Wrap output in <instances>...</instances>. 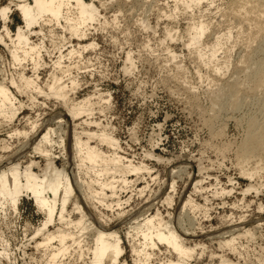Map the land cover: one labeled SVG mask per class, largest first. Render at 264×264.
Listing matches in <instances>:
<instances>
[{
	"label": "rangeland",
	"instance_id": "obj_1",
	"mask_svg": "<svg viewBox=\"0 0 264 264\" xmlns=\"http://www.w3.org/2000/svg\"><path fill=\"white\" fill-rule=\"evenodd\" d=\"M85 1H93L99 11L97 20L90 24L87 40L71 38L56 25L34 28L35 32L42 30V35L32 34L31 40L44 41L46 48L39 70L33 72L30 64L25 73L35 81L40 80L37 84L48 92L46 83L53 69L59 71L55 62L63 55L62 65L71 67L69 78L64 77L70 85V97L75 103L90 99L89 111L72 124L65 113L71 103L65 105L63 101L30 91L21 82L24 89L12 90L25 109L14 127L22 129L26 117L39 119V124L45 122V127L63 116L69 122L61 127L63 131L68 128L65 129L69 135L68 160L73 159L74 130L82 141L88 140L84 132L98 135L89 140L91 147L107 155L116 150L134 166L148 168L140 174L126 175L128 184H123L117 175L116 197H110L112 193L106 189L103 203L89 199V208L82 202L97 218L107 219L110 229L119 232L124 248L122 261L127 264L135 263L127 229L120 220L126 215L124 221L133 215L135 218L151 205L152 216L158 213L164 222L177 227L178 232H188L187 246L204 245L206 252L199 258L202 251L198 248L193 264L217 262L210 259V251L222 254L219 242L224 240L219 236L232 229L227 226L233 222L236 228L244 225L255 234L238 240L242 263L258 264L264 248V141L261 138L264 83L256 86L250 74L257 63L264 61V11L252 10L253 3L245 0H202L200 5L192 4L190 8L179 0ZM10 2L0 0V9ZM9 17L7 25L13 35L24 23L17 11ZM201 23L207 29L195 45L191 42L190 27ZM3 27L0 16V32ZM169 32H175L178 38L172 40ZM91 43L93 47L79 49L80 45ZM72 49L82 54L71 57L68 54ZM212 54L216 55L212 57ZM0 68L6 78L8 75L9 79L14 77L20 82L21 70L14 68L8 49L1 43ZM71 78L78 85L72 87ZM233 89L237 90L236 96L231 92ZM85 120L91 124L83 123ZM8 129L4 125L0 128V138L7 139ZM102 134L113 137L118 146L112 148L101 142L98 137ZM250 140L256 141L255 154L242 157L243 146ZM23 141V138L15 139L11 151L0 153V157L21 149ZM51 151L55 165L62 168L65 155L61 154V148L55 145ZM36 157L35 161L43 167L45 159ZM28 160L26 157L22 162ZM257 166L258 172L252 175ZM81 179L88 180V175L83 172ZM92 179L99 192L97 180L100 183L112 180ZM195 180H203L200 192L193 190ZM172 181H176L177 187L172 193L173 205L168 206L162 198L170 193ZM190 195L196 206L183 210L182 202ZM7 218L0 216V251L7 242L10 253L0 254V264H44L43 251L35 248L34 241L30 242L32 232L44 220L43 214L24 198L18 211L8 212ZM239 222L240 226L236 224ZM50 229L55 230L53 226ZM166 248L155 252L154 263L171 257Z\"/></svg>",
	"mask_w": 264,
	"mask_h": 264
},
{
	"label": "bare ground",
	"instance_id": "obj_2",
	"mask_svg": "<svg viewBox=\"0 0 264 264\" xmlns=\"http://www.w3.org/2000/svg\"><path fill=\"white\" fill-rule=\"evenodd\" d=\"M179 1L187 5L188 8H190V5L192 7V4L198 6L202 2V0ZM245 1L253 3L252 10L261 9L264 11V0ZM12 6H14V9H12ZM13 11L19 12L24 26L19 25L16 33L12 35L7 24L11 19L9 15ZM98 12V8L93 1L87 2L85 0H11L8 5L0 9V16L4 22L2 31L4 34L0 32V43L8 49L14 68L18 67L22 75L18 83L14 80V77L9 79L7 75V79L6 73L0 68V128L3 125L9 128L7 130V139L0 138V153L11 151L10 148H13L12 143L15 139H24L21 149L15 151L12 155L0 157V216L5 219L8 212H17L19 204L24 198L34 203L38 211L43 214L44 220L32 232L30 242L34 241L35 248L38 251L40 249L43 251L44 264H127L122 261L124 248L122 245L123 239L119 232L110 229L106 222L107 219L97 218L93 212L88 211L90 209L87 208V210L82 205V202L84 201L89 208V199L103 203V199L107 197L106 189L111 191L110 197L114 198L117 195V186H115V177L117 175L121 176L123 184H128L126 175L130 173L136 175L143 171H148L145 165L134 166L131 161L119 155L116 150L112 155H107L96 147H91L89 140L98 135L90 132H84L88 136V140L82 141L78 134L72 130L73 159L68 160L66 149L69 135L65 131L68 128H65L64 131L61 129L68 121L63 116L56 117L57 121L54 119L56 122L46 124L45 127V122L39 124V119L31 120V117H26L25 125L22 129L14 127V124L19 120L22 111L25 109L23 103L18 100L19 98L12 90V88H15L18 92L24 89L20 85L21 82L30 91L33 89L32 91H37L39 94L46 95V97L50 96L63 101L65 105L71 103L65 113L69 116L68 120L72 124L76 118L89 111L91 107L90 99L75 103L70 97L69 84L65 82V79L69 78L71 67L62 65L61 59L64 58L63 55H59L60 59L55 62L56 69L58 68L60 72L53 69L50 74V80L46 83L48 92L37 84L40 80L35 81V79L27 77L25 70L30 64L33 65V72L39 70L43 61V51L46 48L44 41L35 43L36 41L31 40L32 37L30 38V36L32 34L38 36L42 33V30L35 32L34 28L40 27L42 29L48 25H56L57 27H62L64 32L67 31L71 38L76 37L79 40H85L89 35L90 24L97 20ZM190 28L191 42L196 45L205 34L207 25L201 23ZM168 37L176 40L178 35L175 32H169ZM93 46V43L80 45L79 49L87 50L88 47ZM76 53L82 54L79 50L72 49L68 55L72 57ZM215 55L212 54V57ZM250 75V78H253L254 82H256V86L262 85L264 83V61L257 63L255 70ZM76 82L74 79H70L72 87L78 85ZM231 92L234 96L237 95L236 89ZM83 123L91 124L87 123L86 120ZM66 126L68 127V125ZM98 138L112 148L118 146V142L111 136L102 134ZM261 138L264 141V133ZM255 142V140H250L244 144L241 152L242 157L247 158L255 154ZM55 145H58L61 148V154L65 155V165L62 168H58L55 165L56 158L51 151V148ZM36 156L45 159L46 164L43 167H41V163L35 161L34 158H37ZM23 157L29 158L27 163L22 162ZM56 157H60V155H56ZM258 168L259 166L255 168L252 175L258 172ZM36 169L39 170L36 171ZM182 169L185 170L187 167ZM175 171L176 169L173 170V174ZM83 172L88 175L89 181L81 179ZM92 177H108L112 178V180L108 182L109 179H107L105 183H100V180H97L99 192ZM202 182L203 180H195L193 185L194 192L201 191ZM176 187V181H172L170 183V193L165 198H162L164 204L173 205L172 193L176 192ZM249 190L250 188L244 193ZM143 194L144 190H141V195ZM129 200L130 198L126 202ZM147 202L149 201L146 200ZM118 205H121L120 200ZM70 206H72L71 210L69 209ZM189 206H196L191 195L182 202L183 210ZM151 208L152 205L148 206L135 218L133 215V217L124 221L126 215L120 220L122 227L127 229L126 237L131 242L135 264H193L192 261L198 248L202 251L201 254L199 253V258L204 255L206 252L205 248H203L204 245L187 246L185 238L188 236V232H178L177 227L172 226L169 222H164L158 213L152 216L149 213ZM75 215L76 217H74ZM128 215L131 216V214ZM241 222L236 224L240 226ZM51 226L55 230L51 231ZM230 226L232 229L221 233L219 236V239L224 240L219 242L222 254L218 255L210 251V259L217 260V262L210 264H243L239 255L238 240L246 236L254 237L255 234L252 232L253 230L247 229L244 225L236 228L233 222L227 227ZM239 232L243 233L237 234ZM5 243L4 246L2 245L3 249L0 254L9 256L8 253L10 252L7 249L9 245L7 242ZM162 247H167L166 249L171 254V257L165 262L154 263L155 252L161 251ZM262 249V254L258 257V264H264V248ZM226 250L229 252H226ZM232 256L234 257L233 259L231 258ZM68 258H73L74 261H68L69 263H67L66 260Z\"/></svg>",
	"mask_w": 264,
	"mask_h": 264
}]
</instances>
